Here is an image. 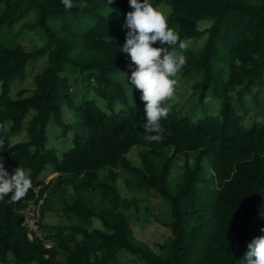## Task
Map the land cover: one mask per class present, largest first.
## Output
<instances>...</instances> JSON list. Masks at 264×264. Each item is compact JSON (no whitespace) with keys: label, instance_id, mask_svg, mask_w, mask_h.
I'll list each match as a JSON object with an SVG mask.
<instances>
[{"label":"trees","instance_id":"trees-1","mask_svg":"<svg viewBox=\"0 0 264 264\" xmlns=\"http://www.w3.org/2000/svg\"><path fill=\"white\" fill-rule=\"evenodd\" d=\"M72 2L74 7L66 10L61 0H0V125L7 127L0 130V158L10 175L22 167L32 181L20 201L9 202L10 195L0 201V264H121L122 250L139 254L145 264H246L249 243L264 235V119L241 121L236 104L255 90L264 93V0H149L154 7H171L168 25H178L184 43L202 34L200 21L212 20L202 52L191 55L186 66L203 73V96L214 85L221 97L219 114L198 121L171 109L161 121L162 142L145 140L151 133L143 127L141 93L122 78L132 70L122 52L129 0ZM81 3L88 6L82 9ZM109 7L115 9L104 14ZM31 12L35 19L28 26L41 28L50 41L28 51L14 25ZM86 21L93 22L87 31L73 30ZM75 51L82 55L77 65L85 80L95 82L92 90L103 105L86 94H71L66 66ZM45 52L48 64L35 75L32 94L13 98L12 84L24 80L29 63ZM66 111L72 112V121L66 120ZM55 126L62 136L54 142L70 133L61 157L48 144ZM22 130L27 139L12 143V135ZM135 146L142 149L141 166L127 158ZM181 156L186 157L184 171L172 186L169 176ZM48 165L60 172L59 184L74 190L75 199L65 200V210L80 219L70 226H46L58 245L50 250L28 237L21 214L29 200L46 194L45 213L48 185L39 174ZM120 167L131 174L125 179L129 190H155L170 205L164 225L171 236L157 244L158 250L133 237L126 210L138 208V199L121 198ZM95 218L104 230L86 227Z\"/></svg>","mask_w":264,"mask_h":264},{"label":"rangeland","instance_id":"rangeland-1","mask_svg":"<svg viewBox=\"0 0 264 264\" xmlns=\"http://www.w3.org/2000/svg\"><path fill=\"white\" fill-rule=\"evenodd\" d=\"M161 11L166 17L169 16L171 12V7L164 3L156 7ZM115 7H109L103 10V13L108 15L110 14ZM133 11V9H130ZM35 15L33 12L27 14L24 18L18 21L14 25V31L17 33L18 41L23 45V47L28 50H35L39 48H44L45 45L50 41L48 35L41 28H32L29 27V23H33ZM212 24L210 18H206L199 22V29L202 34L195 36L185 42V48L182 51V54L185 56L186 61L190 58L191 55L198 56L205 45V42L208 37V28ZM93 25L92 21H86L82 25H76L73 27V30L78 33H84ZM169 27L173 28L177 33L179 31L178 25L175 23H170ZM177 51H180L179 47L176 48ZM73 61L68 62L66 66V72L70 78L71 94L75 95L74 97H80L82 94H86L88 97L96 98L101 104L99 96L93 91V87L96 85L94 81L85 80L84 74L81 72L80 67L77 65L81 62V53L75 51L72 53ZM39 58V59H38ZM34 58L30 63L26 72V77L24 80H18L12 84L11 96L13 98H18L21 92H24V96H29L32 94L36 84H35V75L39 72H42L43 69L48 64L47 53H44V56ZM132 63V62H131ZM134 68V66H133ZM126 83L130 84L126 77H122ZM176 96L177 101L172 103L171 109L179 110L183 115L189 116L195 121L200 120L203 116L207 114L218 115L221 108V97L218 95V89L213 85V88L209 89L206 92V95H202L203 86L200 82L203 80V73H195L191 71L190 67L186 65L182 71L176 77ZM131 84L129 87L131 88ZM131 92V90L129 89ZM258 96H256V95ZM253 95H244L242 100L239 101L240 104H236L239 119L242 121L245 117L246 119H264V93L261 91L257 94L255 90ZM238 94L234 95V99L239 98ZM235 101V100H233ZM236 102V101H235ZM103 105V104H102ZM72 112L66 111L65 117L66 120L72 121L73 115ZM49 131L48 144L49 146H54L58 149L59 155H62V150L68 148L70 133L67 137H62L59 141L55 140L57 136L61 137L62 132L59 126L53 127ZM27 139V134L24 130L16 132L12 135V143H17ZM142 149L139 146H135L128 154V160L134 166H141L140 154ZM189 157V156H188ZM157 160V158H155ZM186 157H178L175 161L174 170L169 176V183L174 186L180 179L184 171V163ZM193 159L191 158V161ZM203 165H205L206 171L211 174L212 170L207 165V162L204 160ZM119 179L117 185L119 187L120 195L122 199H131L136 197L138 199V208L131 206L129 210H126L128 218L131 222L133 228L134 239L136 242H145L152 246L154 249H157V244L165 243L171 236V229L164 225L170 220V205L165 198L161 197L155 190L145 191V190H129L125 185V179L128 178L131 174L125 167H120ZM106 175V172L103 173L102 177ZM55 183V181H54ZM60 199L52 200V197L47 199V209L43 214V220L45 217H48V221L54 219L56 215L47 210L56 207V204L59 203ZM59 205L57 208H60ZM65 210V209H63ZM47 220V218L44 220ZM79 220V218H78ZM77 221H73L75 223ZM253 224L257 220L252 221ZM48 225V224H47ZM91 227L93 230L102 229L103 225L100 219L95 218ZM118 261L121 264H145V261L140 257L139 254L132 253L128 250H122L119 253ZM9 264H12L13 261H9Z\"/></svg>","mask_w":264,"mask_h":264},{"label":"clouds","instance_id":"clouds-1","mask_svg":"<svg viewBox=\"0 0 264 264\" xmlns=\"http://www.w3.org/2000/svg\"><path fill=\"white\" fill-rule=\"evenodd\" d=\"M64 8L74 7L72 0H61ZM112 0H108L111 3ZM133 9L126 14V41L122 52L126 53L132 64L130 77L123 73L131 85L140 91V100L145 104L146 123L144 130L151 135L145 136L149 142H162L165 129L161 124L167 119L172 103L177 101L176 77L182 71L187 61L182 54L185 43L179 34L169 27L166 16L154 7L149 0H129ZM81 3L80 8H86ZM159 43L161 47H153ZM179 43L180 51L175 45ZM167 45L168 47H164ZM134 66V68H133ZM0 130L7 131L5 125ZM3 140H0V146ZM32 187L29 173L22 167H17L9 174L0 158V201L10 195L11 203L24 198ZM264 232V229H261ZM246 264H264V235L254 238L248 245L245 255Z\"/></svg>","mask_w":264,"mask_h":264},{"label":"crops","instance_id":"crops-1","mask_svg":"<svg viewBox=\"0 0 264 264\" xmlns=\"http://www.w3.org/2000/svg\"><path fill=\"white\" fill-rule=\"evenodd\" d=\"M57 153H59L58 150H57ZM59 157H61V155H59ZM59 175H60V172L55 171L52 165H48L46 167V169L43 170L39 174V179L43 180L44 185H48V189L46 192V193H48L47 198L52 197V200H54V201L56 199H60L59 203L56 204V207L51 208V210H47L50 212H46V213H54V215H56V217L54 219H51L49 221H48V217H45V219L47 218V220L45 221L44 226H47L49 229L52 227L70 226L73 224L72 223L73 221H80V219L78 220V218H79L78 216H75L71 212L63 210V209H65V205H66L65 200L66 199L69 202V204L74 201L75 192L70 185L65 184V183H62V184L58 183V181H59L58 176ZM54 181H55V183H54ZM56 183H58L57 184V190H55ZM41 187H43V185H41ZM59 205L61 207L57 208ZM44 220H43V222H44ZM81 221H83V219ZM93 221H92V223H93ZM83 224H85V223H83ZM86 227H88L89 230L93 229L91 226H88V225H86Z\"/></svg>","mask_w":264,"mask_h":264},{"label":"built area","instance_id":"built-area-1","mask_svg":"<svg viewBox=\"0 0 264 264\" xmlns=\"http://www.w3.org/2000/svg\"><path fill=\"white\" fill-rule=\"evenodd\" d=\"M41 189V185L36 187V192ZM46 194L43 198L29 200L21 214L23 217V226L27 231V235L31 240L39 242L45 249L56 248L57 241L53 233L44 226L43 222V206Z\"/></svg>","mask_w":264,"mask_h":264}]
</instances>
